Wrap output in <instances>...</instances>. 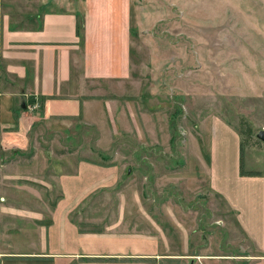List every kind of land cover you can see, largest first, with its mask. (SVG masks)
<instances>
[{
    "label": "crops",
    "instance_id": "1",
    "mask_svg": "<svg viewBox=\"0 0 264 264\" xmlns=\"http://www.w3.org/2000/svg\"><path fill=\"white\" fill-rule=\"evenodd\" d=\"M133 1L0 0V146L8 149L0 167V264H204L209 254L264 264V171L239 174L240 136L231 120L220 113L199 120L207 139L199 141L197 173L235 210L252 245L241 256L191 250L195 229L176 205L160 204L166 210L154 214L133 184L132 163L108 150L121 133L131 129L140 138L139 128L148 126L128 88L139 84L130 51ZM235 18L227 20L231 28L240 23ZM249 22L243 14L242 27ZM230 45L221 91L264 98V49L254 56ZM255 110L264 128V105L247 108L251 121ZM182 111L167 113L170 129ZM175 138L168 135L170 143ZM131 153L144 175L150 156Z\"/></svg>",
    "mask_w": 264,
    "mask_h": 264
},
{
    "label": "rangeland",
    "instance_id": "2",
    "mask_svg": "<svg viewBox=\"0 0 264 264\" xmlns=\"http://www.w3.org/2000/svg\"><path fill=\"white\" fill-rule=\"evenodd\" d=\"M135 2L138 3V17L133 24L130 51L139 84L133 83L128 88L133 90L132 106L139 115L140 124L148 123V126L139 128L140 138H136L131 129L121 133L113 144H108V150L123 153L122 162L132 163L133 184L140 186L141 198L143 196L154 203V214L166 210L163 208L166 203L176 205L174 212L184 215V223L195 229L190 234L194 249L239 256L242 254L238 253L251 252L252 245L240 229L234 211L218 192L205 184L203 174H199V141L207 139L206 129L199 126V120L207 118L210 113H220L231 120L236 129L243 130L244 161L247 163L249 158L251 162L245 167L264 171V142L256 136L261 126L258 113L255 110L254 115L251 114V121L247 111L252 104L264 105V98L247 97L241 92L229 95L220 88L226 84L223 69L226 56L232 49L230 42L234 44L233 50L243 49L245 54L256 51L251 54L254 56L262 54L264 45L258 47V43L264 42V0ZM243 14L250 20L246 29L242 27ZM232 16L240 22L234 28L227 24ZM243 41L251 45L242 46ZM183 51L190 54L186 56L191 59L186 57L184 60ZM165 78H168L167 83ZM181 81L184 82L182 86ZM236 84L242 83L237 80ZM175 109L183 111L172 130L168 127L167 113ZM247 124L251 126L250 136L246 132ZM2 131L0 128V134ZM171 133L176 137L173 143L168 141ZM90 136H93L92 132ZM139 142L144 147H140ZM90 145L95 144L90 142ZM7 150L0 146V167ZM131 152L150 156L147 159L152 164L142 163L144 175L135 167L136 158L131 159ZM145 167H151V170L147 172ZM209 256L206 255L204 264L236 262L219 255ZM234 260L241 264V259ZM179 263L187 264H175ZM152 264L172 263L160 259Z\"/></svg>",
    "mask_w": 264,
    "mask_h": 264
},
{
    "label": "trees",
    "instance_id": "3",
    "mask_svg": "<svg viewBox=\"0 0 264 264\" xmlns=\"http://www.w3.org/2000/svg\"><path fill=\"white\" fill-rule=\"evenodd\" d=\"M81 27H82V19H80V17L78 18V22H77V32L79 34H81ZM46 98V96H39L38 98H35L33 96H31V101L34 102L36 100H38L37 102L42 103L43 100ZM248 122H244V124H246ZM247 134L250 136L252 135V130H251V126L250 124H247ZM238 134L240 136V144H239V174L240 175H260L261 171L260 170H256V169H247L245 167V161H244V148H245V142H244V138L242 136L243 134V130L238 128L237 129ZM235 213V210H233ZM192 246V243H190V247ZM168 259V258H167Z\"/></svg>",
    "mask_w": 264,
    "mask_h": 264
},
{
    "label": "water",
    "instance_id": "4",
    "mask_svg": "<svg viewBox=\"0 0 264 264\" xmlns=\"http://www.w3.org/2000/svg\"><path fill=\"white\" fill-rule=\"evenodd\" d=\"M256 136H257L260 140L264 141V128H259V129L257 130V132H256Z\"/></svg>",
    "mask_w": 264,
    "mask_h": 264
},
{
    "label": "built area",
    "instance_id": "5",
    "mask_svg": "<svg viewBox=\"0 0 264 264\" xmlns=\"http://www.w3.org/2000/svg\"><path fill=\"white\" fill-rule=\"evenodd\" d=\"M33 107L35 106V105H32Z\"/></svg>",
    "mask_w": 264,
    "mask_h": 264
}]
</instances>
